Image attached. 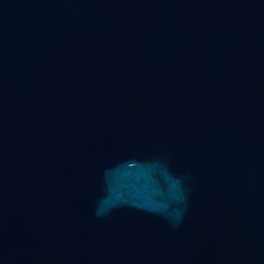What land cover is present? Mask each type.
I'll use <instances>...</instances> for the list:
<instances>
[{
  "label": "water",
  "instance_id": "water-1",
  "mask_svg": "<svg viewBox=\"0 0 264 264\" xmlns=\"http://www.w3.org/2000/svg\"><path fill=\"white\" fill-rule=\"evenodd\" d=\"M0 264H264V0H0Z\"/></svg>",
  "mask_w": 264,
  "mask_h": 264
}]
</instances>
